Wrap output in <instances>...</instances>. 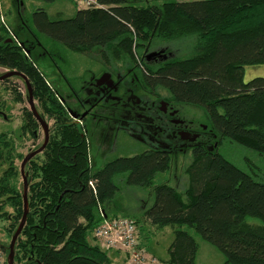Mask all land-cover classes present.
<instances>
[{
    "label": "trees",
    "instance_id": "16d2710c",
    "mask_svg": "<svg viewBox=\"0 0 264 264\" xmlns=\"http://www.w3.org/2000/svg\"><path fill=\"white\" fill-rule=\"evenodd\" d=\"M98 1L104 7L80 8L74 3L75 14L66 19H51L38 8L27 30L71 52L99 50L111 67L117 60L123 68L137 66L146 89L157 94L155 89L161 87L170 96L164 100L203 108L209 139L190 147L183 192L167 182H154L157 173L170 169L173 154L168 152L146 150L116 157L102 167L91 164L82 126L71 120L33 53H25L32 41L18 39L0 22V67L22 73L33 99L43 108L39 115L54 121L41 151L43 160L31 163L30 177L38 179L29 180L24 171L27 215L14 243V264H111L108 251L90 243L88 233L104 220L118 217L107 210L119 189L117 180L150 191L149 204L145 199L138 219L133 218L136 226L142 220L156 228H172L173 240L163 264H197L198 243L183 226L216 247L224 255L223 264H264V181L217 150L228 139L264 156V77L244 81L245 66L264 63V0H157L146 5L133 0ZM178 40L190 44L185 57L163 58L168 53L162 47L161 59L145 60L153 47ZM134 47L140 54L136 60ZM16 94L21 101V94ZM38 126L32 112L23 109L22 131L37 139ZM0 142L5 141L0 138ZM15 173L11 164L0 178V197L7 195L5 202L13 208L11 237L24 211L23 180L21 190L8 182ZM19 173L22 177L20 168ZM247 217L262 224L249 223ZM0 249L7 255L8 246Z\"/></svg>",
    "mask_w": 264,
    "mask_h": 264
},
{
    "label": "rangeland",
    "instance_id": "374dc122",
    "mask_svg": "<svg viewBox=\"0 0 264 264\" xmlns=\"http://www.w3.org/2000/svg\"><path fill=\"white\" fill-rule=\"evenodd\" d=\"M133 1L138 5H146L156 2L157 0ZM38 8L45 10L51 19L70 18L74 16L76 11L73 0H55L53 2H46L43 0H0V22L7 24L11 34H14L18 39L26 38L29 43L32 41L29 55L33 53V60L45 74L50 86L56 91L59 90V92H57V96L59 97V93H67V87H65L67 81L76 85L81 77L87 78L91 73L98 74V69L101 68L104 62L99 54V50H92L86 53L71 52L59 42H55L35 31L34 34L29 32L27 28L30 26L32 12ZM19 15L20 19L18 17ZM159 46L160 47L156 49L153 47L149 52H146L145 60L147 54L154 51L159 52L162 47L167 48L166 51L168 55H166V59L169 58V55L172 57H185L186 54H188L190 44L184 40H178L171 44L170 41H164ZM132 53L135 60L140 57L137 47H134ZM148 62L151 61L148 60ZM116 63V68L123 73L122 61L117 60ZM6 73H8V70L0 67V76ZM63 74L67 80L63 78ZM258 76L264 77V63L244 67L245 82ZM5 79L6 80H0V138L6 142V145H4L5 142H0V147L2 149V155L0 156V178L10 165L13 164L16 173L9 177L8 182L15 184L16 188L21 190L23 179L19 173V168L22 159L26 154L37 149L41 145L45 139V133L43 128L38 126L34 129V132L38 134V138L36 139L31 134L22 131L23 109H29L26 85L21 77L8 76ZM16 92L21 94V101H17ZM155 92L157 93L156 97H154V100L157 101L155 103L157 111L154 109V114L156 117H160L162 123L168 124V119L163 116L158 105L160 104V100L170 97L169 93L166 89L161 87L156 88ZM138 94L140 95V92ZM33 104L38 114L43 112V108L38 99L35 98ZM174 106L178 109V116L180 119L184 120L193 131H201L203 127L209 125L208 118L202 107L184 102L175 103ZM72 108L73 107L70 109L72 110ZM45 120L48 127H50L51 134L54 129V121L47 115H45ZM92 129H96L95 135H97L99 126L93 125ZM92 138L90 140V149L92 151L90 160L91 164L95 163L96 166L99 167H102L107 161L116 157L132 156L147 149L146 144L130 138L127 135H123L122 133H119L115 137L108 149L103 147H99L101 148L99 149L98 144L101 143L102 140L97 139L101 142H93ZM217 150L237 167L245 171H252L259 180L264 181V156H258V154L250 149L241 147L236 143L230 142L228 139H223L221 144L217 147ZM191 158L190 148L183 152L179 151L173 153L169 171L157 173L154 177V182L156 184L167 182L173 187H176L180 192H183L187 186L185 168L191 161ZM42 160L43 155L39 152L32 158L31 162L29 161L25 164L24 171L26 170L28 172L29 180L31 178V172L33 171V169H31V163H40ZM38 177L35 176L31 178V180H37ZM117 184L119 189L116 197L110 202L109 206H107L109 214L111 215L115 211L118 216L126 214L132 218H137L136 215L140 214V210L144 206L143 201L148 199L145 203L146 205L150 202L148 196V194H150L149 189L128 187L124 181L119 180H117ZM5 196L0 197V245L7 247L11 240L8 229L14 215L13 208L5 202ZM3 212H6V215H2ZM246 221L253 224H262L260 220L253 217H247ZM136 228L140 241L147 249L148 254L159 259L161 264H163V261H167V249L173 240L172 228L170 226L156 228L142 220L138 222ZM183 229L187 230L198 243V251L195 259L197 264H223L225 260L224 255L216 247L202 239L192 228L183 226ZM93 230L88 233V240L92 244H99L93 236ZM0 252L1 259L7 262V255L4 254L1 249ZM107 255L111 260V264H128L127 258L122 251H108ZM15 264L19 263L16 262Z\"/></svg>",
    "mask_w": 264,
    "mask_h": 264
},
{
    "label": "flooded vegetation",
    "instance_id": "af4514ba",
    "mask_svg": "<svg viewBox=\"0 0 264 264\" xmlns=\"http://www.w3.org/2000/svg\"><path fill=\"white\" fill-rule=\"evenodd\" d=\"M161 58L152 56L146 59L156 62ZM137 68L129 66L123 68L122 73L116 66L110 68L103 63L98 74L81 77L76 85L67 81V93L58 94L59 101L67 109L73 107L74 116L70 117L82 126L89 149L92 137L93 142L102 140L98 148L108 149L119 133L146 144V150L157 149L170 154L186 151L193 144L209 139L206 127L201 131H193L178 116L175 102L164 99L159 101L158 108L169 123H162L160 117L154 114V109L157 111V101L154 100L156 94L144 87L141 71ZM62 76L67 80L64 74ZM93 125L99 126L97 135L96 129H92Z\"/></svg>",
    "mask_w": 264,
    "mask_h": 264
},
{
    "label": "built area",
    "instance_id": "2783aa9c",
    "mask_svg": "<svg viewBox=\"0 0 264 264\" xmlns=\"http://www.w3.org/2000/svg\"><path fill=\"white\" fill-rule=\"evenodd\" d=\"M80 8L104 7L98 0H73ZM93 236L98 246L107 251H122L128 264H161L155 256L148 254L137 234L136 223L133 218L118 216L104 220L93 230ZM1 254V252H0ZM0 264H7L1 259Z\"/></svg>",
    "mask_w": 264,
    "mask_h": 264
},
{
    "label": "water",
    "instance_id": "95a60500",
    "mask_svg": "<svg viewBox=\"0 0 264 264\" xmlns=\"http://www.w3.org/2000/svg\"><path fill=\"white\" fill-rule=\"evenodd\" d=\"M19 44L21 45L22 43H19ZM25 53L28 55L29 50H26ZM152 56H161V53L154 51V52L147 54L146 58L149 59ZM163 58H166V55H163ZM8 76H19L24 80L25 85H26V89L28 91L29 110L32 112L33 116L39 122L40 126L43 128L44 133H45V139H44L43 144L39 148H37V149L29 152L28 154H26L23 157L21 165H20V172H21L22 178H23L24 211H23V216L20 220V223H19L17 229L15 230L14 234L11 237L10 243L8 245V253H7V264H14V243H15L18 235L20 234L21 229L23 228V225H24L25 220H26V215H27V180H26V176L24 174V166L28 160H30L32 157H34L36 154H38L39 152H41L44 149L46 142H47V138H48L49 127H48V124L46 123V121L37 113V111L34 107V104H33L34 99H33V95H32V89H31V85H30V82L28 81V79L22 73L13 70V71H8V73H6V74L1 75L0 80H3L5 78H7ZM108 76H109V74H108ZM67 110H68L70 115L74 116L73 111L71 109H67Z\"/></svg>",
    "mask_w": 264,
    "mask_h": 264
}]
</instances>
